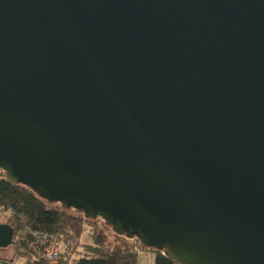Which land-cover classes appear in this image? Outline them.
Segmentation results:
<instances>
[{
    "label": "water",
    "instance_id": "water-1",
    "mask_svg": "<svg viewBox=\"0 0 264 264\" xmlns=\"http://www.w3.org/2000/svg\"><path fill=\"white\" fill-rule=\"evenodd\" d=\"M0 171L177 264H264V0H0Z\"/></svg>",
    "mask_w": 264,
    "mask_h": 264
},
{
    "label": "trees",
    "instance_id": "trees-1",
    "mask_svg": "<svg viewBox=\"0 0 264 264\" xmlns=\"http://www.w3.org/2000/svg\"><path fill=\"white\" fill-rule=\"evenodd\" d=\"M68 209L73 208L49 206L39 198L34 189L24 183L10 185L5 181V173L0 171V213L9 214L7 224L14 229L15 235L19 230L26 229L35 233L56 235L66 243L71 242L72 245L66 248L59 264H138L140 252L153 253L154 264H177L164 256L163 251L157 247H144L137 236L134 238L139 242L137 246L109 250L106 236L101 233L96 221L98 219H87L81 209H74L82 213L81 215L73 214ZM87 228L91 231V243L85 245L82 257L75 258ZM23 254L27 264H46L34 262L27 250Z\"/></svg>",
    "mask_w": 264,
    "mask_h": 264
},
{
    "label": "rangeland",
    "instance_id": "rangeland-1",
    "mask_svg": "<svg viewBox=\"0 0 264 264\" xmlns=\"http://www.w3.org/2000/svg\"><path fill=\"white\" fill-rule=\"evenodd\" d=\"M44 201L51 207L64 208L63 206H61V203L59 202L53 204L47 202L46 200ZM68 211L73 214H80L74 209H68ZM8 219H9V214L0 213V223L7 224ZM96 221L100 227L101 233H103L106 236V244L109 250H114L119 248L124 249L129 247H135L138 245L139 242L137 239H128L126 236L118 235L111 227L105 224V221L101 219H98ZM80 243L81 246L78 249V254L75 257L78 259L84 255L83 253L85 251L84 248L85 245H87V243H91V231L89 228H87L86 231L84 232L82 236V241ZM13 246L7 249H0V264H27L25 255L19 252L16 246L15 247ZM138 264H154V263H149L146 252H140L138 258Z\"/></svg>",
    "mask_w": 264,
    "mask_h": 264
},
{
    "label": "built area",
    "instance_id": "built-area-1",
    "mask_svg": "<svg viewBox=\"0 0 264 264\" xmlns=\"http://www.w3.org/2000/svg\"><path fill=\"white\" fill-rule=\"evenodd\" d=\"M14 242L19 252L24 253L27 250L31 253L34 262L46 264H59L66 248L72 245L71 242H64L59 236L35 233L26 229L17 232ZM147 259L149 263H154V254L148 253Z\"/></svg>",
    "mask_w": 264,
    "mask_h": 264
},
{
    "label": "crops",
    "instance_id": "crops-1",
    "mask_svg": "<svg viewBox=\"0 0 264 264\" xmlns=\"http://www.w3.org/2000/svg\"><path fill=\"white\" fill-rule=\"evenodd\" d=\"M81 241H82V238H81L80 242H81ZM88 244H90V243H87V245H88Z\"/></svg>",
    "mask_w": 264,
    "mask_h": 264
}]
</instances>
